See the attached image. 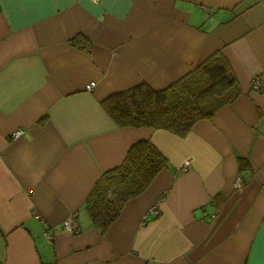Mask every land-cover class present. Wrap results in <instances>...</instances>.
Wrapping results in <instances>:
<instances>
[{
    "label": "crops",
    "instance_id": "1",
    "mask_svg": "<svg viewBox=\"0 0 264 264\" xmlns=\"http://www.w3.org/2000/svg\"><path fill=\"white\" fill-rule=\"evenodd\" d=\"M215 52L240 95L184 137L104 110ZM140 140L167 165L101 234L86 200ZM0 264H264V0H0Z\"/></svg>",
    "mask_w": 264,
    "mask_h": 264
},
{
    "label": "trees",
    "instance_id": "2",
    "mask_svg": "<svg viewBox=\"0 0 264 264\" xmlns=\"http://www.w3.org/2000/svg\"><path fill=\"white\" fill-rule=\"evenodd\" d=\"M69 44L89 51L84 36H75ZM239 95L227 59L215 52L164 89L140 84L108 96L102 105L118 127L164 129L184 137L196 122L212 119ZM166 165L149 141L131 145L120 165L103 173L86 200L85 210L94 227L105 234L125 204L141 195Z\"/></svg>",
    "mask_w": 264,
    "mask_h": 264
},
{
    "label": "built area",
    "instance_id": "3",
    "mask_svg": "<svg viewBox=\"0 0 264 264\" xmlns=\"http://www.w3.org/2000/svg\"><path fill=\"white\" fill-rule=\"evenodd\" d=\"M98 1L99 0H91V2H93V3H98ZM93 87H94V82H90L86 86V90H91ZM252 88L255 90H262L261 84L256 80H254L252 82ZM22 134H23V131L18 129L11 134V137L17 138V137L21 136ZM244 182H245V179L242 176H238L235 178V180L233 182V187L236 189H240L243 186ZM148 215H150V216H157L158 215V210H157L156 205H153L152 207L149 208L147 215L144 216V219ZM61 227H62V229L67 230L71 233H78L79 232V226L73 217H69V218L65 219L64 222L62 223ZM51 234L48 235V239L50 241L53 238Z\"/></svg>",
    "mask_w": 264,
    "mask_h": 264
}]
</instances>
